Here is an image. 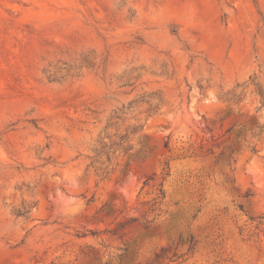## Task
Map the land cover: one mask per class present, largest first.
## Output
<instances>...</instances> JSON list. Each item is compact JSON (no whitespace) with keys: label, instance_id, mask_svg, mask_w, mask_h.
I'll return each instance as SVG.
<instances>
[{"label":"rangeland","instance_id":"1","mask_svg":"<svg viewBox=\"0 0 264 264\" xmlns=\"http://www.w3.org/2000/svg\"><path fill=\"white\" fill-rule=\"evenodd\" d=\"M0 264H264V0H0Z\"/></svg>","mask_w":264,"mask_h":264},{"label":"trees","instance_id":"2","mask_svg":"<svg viewBox=\"0 0 264 264\" xmlns=\"http://www.w3.org/2000/svg\"><path fill=\"white\" fill-rule=\"evenodd\" d=\"M137 130H135V132H136ZM159 192H160V194L163 196L164 195V193H163V190L162 189H160L159 190Z\"/></svg>","mask_w":264,"mask_h":264}]
</instances>
